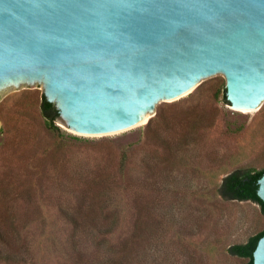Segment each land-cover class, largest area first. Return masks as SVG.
<instances>
[{"label":"rangeland","instance_id":"1","mask_svg":"<svg viewBox=\"0 0 264 264\" xmlns=\"http://www.w3.org/2000/svg\"><path fill=\"white\" fill-rule=\"evenodd\" d=\"M223 82L204 78L105 135L71 133L58 118L52 135L37 92L1 101L0 264H244L227 247L264 214L217 188L235 168L264 166V101L234 109Z\"/></svg>","mask_w":264,"mask_h":264},{"label":"water","instance_id":"2","mask_svg":"<svg viewBox=\"0 0 264 264\" xmlns=\"http://www.w3.org/2000/svg\"><path fill=\"white\" fill-rule=\"evenodd\" d=\"M214 74L232 108L260 107L264 0H0V102L44 94L71 133L133 128Z\"/></svg>","mask_w":264,"mask_h":264},{"label":"trees","instance_id":"3","mask_svg":"<svg viewBox=\"0 0 264 264\" xmlns=\"http://www.w3.org/2000/svg\"><path fill=\"white\" fill-rule=\"evenodd\" d=\"M221 97L223 101L229 104V101L226 98L225 94V86L223 82V86L220 90ZM40 114L43 118V123L45 129L54 134H62L61 129L57 124H55V119L59 115V111L56 108L53 102H50L46 99L44 94L41 95L40 101ZM122 173V172H120ZM264 173V166L261 168H254V167H238L231 170L229 173L224 175L221 178V181L218 185L217 191L218 194L224 199H236V200H250L256 203L259 206L260 212L264 214V202L258 197L256 190L258 188L257 180L260 176ZM104 190V189H101ZM73 225L80 224L75 218L71 219ZM115 223L114 220H110L108 224V231L111 227H114L113 224ZM264 234V226L250 234L245 241L237 242L230 244L227 247V251L239 257L245 258L244 264H252V251L256 246L257 240ZM3 233L0 229V239L2 240ZM104 238L102 237V241ZM104 242L99 240L98 245H103Z\"/></svg>","mask_w":264,"mask_h":264},{"label":"bare ground","instance_id":"4","mask_svg":"<svg viewBox=\"0 0 264 264\" xmlns=\"http://www.w3.org/2000/svg\"><path fill=\"white\" fill-rule=\"evenodd\" d=\"M146 118V117H145ZM145 118H143L142 122L145 120Z\"/></svg>","mask_w":264,"mask_h":264}]
</instances>
